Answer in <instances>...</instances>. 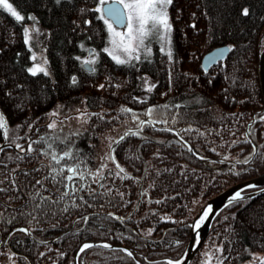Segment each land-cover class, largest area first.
I'll use <instances>...</instances> for the list:
<instances>
[{
    "label": "trees",
    "instance_id": "16d2710c",
    "mask_svg": "<svg viewBox=\"0 0 264 264\" xmlns=\"http://www.w3.org/2000/svg\"><path fill=\"white\" fill-rule=\"evenodd\" d=\"M10 2L25 20L0 9V113L8 142L25 150L0 151V237L16 226L32 235L14 230L0 247V264H165L180 258L190 221L210 197L264 171L258 73L264 0H173L171 59L155 42L152 54L126 64L104 50L108 30L96 11L99 0ZM28 17L41 26L47 75L28 71ZM225 44L231 47L226 58L204 68V55ZM87 46L99 52L92 71L81 62ZM149 108L153 115H144ZM78 113L85 114L79 125ZM133 113L158 122L115 146L124 174L109 158L110 146L125 131H138ZM53 122L55 129L48 127ZM4 139L0 129V144ZM65 151L71 158L52 159ZM77 166L84 179L66 181L68 167ZM98 170L103 180L89 175ZM64 191L69 195L61 198ZM93 241L115 247L80 252ZM204 242L191 264H204L205 253L216 263L220 257L223 264H241L264 252V194L224 207Z\"/></svg>",
    "mask_w": 264,
    "mask_h": 264
},
{
    "label": "snow or ice",
    "instance_id": "6c2138e0",
    "mask_svg": "<svg viewBox=\"0 0 264 264\" xmlns=\"http://www.w3.org/2000/svg\"><path fill=\"white\" fill-rule=\"evenodd\" d=\"M101 7L97 8L96 11L101 13V19H104L105 24L107 25L108 32L110 33V44L111 49H105L106 52L112 57V59L117 64H126L130 63L131 60L135 59L137 61L140 60V51L144 49L145 51H150V49L146 48L145 41L151 40L152 38H155L157 40L163 41L165 45H169V50L167 52V55L171 59L172 57V51L170 48V34L172 31V25L170 23V17L168 14V7L172 5L173 0H113L112 4H108V0H99ZM107 5V7H105ZM122 6V7H121ZM0 9L5 10L8 12L17 22H23L25 20V16L21 14L20 11L17 10L16 7L13 6V4L10 2V0H0ZM244 15H248V10H243ZM110 17L111 19H107L105 17ZM30 20H35V17H28ZM113 22L117 25H120L122 27H125L126 31H117L116 28L113 26ZM38 31V30H37ZM24 35L26 38V43L30 39V32L28 29L24 30ZM161 51H164V46L162 45ZM223 53H220V56H222ZM123 57V58H122ZM33 60L36 59L35 55L32 57ZM216 57H210V60L212 62L216 61ZM47 62L41 61L40 63L36 64L34 67L28 69L29 72H31L32 75H36L37 73H43L44 75L48 74L47 68L44 67ZM85 64L90 65L95 63L94 60H85ZM73 82L75 83V77H73ZM103 87V85H101ZM152 88L149 87L148 91H151ZM125 112H132L131 109H124ZM154 113V109L149 108L144 115L146 116H152ZM55 115V113H53ZM84 113H81V116H84ZM133 119L139 120V116L133 113ZM264 119V117H262ZM158 121H144L139 120V126L138 131L133 133L129 132L127 134L130 135H136L138 134L139 130H142L145 123L151 124L152 126L155 125V123ZM166 123V121H163ZM56 123H51L48 127L51 129L56 128ZM0 129L4 130V135L7 136V122L3 115V113H0ZM124 137H121L123 139ZM119 143V141H117ZM17 147H21L20 145H17ZM31 146H29L28 151H31ZM191 150V149H189ZM64 157H70V153L65 151L63 153V156L59 159L56 157V155L52 156V159L56 161V163H60V160H62ZM113 159L114 157H109ZM115 162V161H114ZM242 163H248V160L243 161ZM106 167V165H102V168ZM117 167L119 168V164L117 163ZM53 172H56V169H52ZM67 171L71 173L70 175H67L64 177V179L68 182L74 181L77 177L81 180L84 179V176L82 173L78 172V166L77 167H68ZM100 171L98 170L95 174L89 173V175H93V178L99 176L101 180L104 179L102 175H100ZM120 171L123 172L124 169L120 168ZM64 172V169H61L59 173L62 174ZM39 183V181L37 182ZM68 185L65 184V188H67ZM73 188H75V185L73 184ZM0 191H4V189H0ZM69 195L68 191H64L61 195V198L66 197ZM241 197L240 192H237L235 196L233 197V200ZM48 199V198H44ZM160 201H157L159 203ZM231 203V201H230ZM38 208L39 205H36ZM212 212V209L209 207L206 209L203 214L200 217V220L198 223H195L192 225L194 229H198L201 224L204 223L205 218L209 216V214ZM87 217L84 218L85 222H87ZM117 219H121L117 217ZM20 231L27 232V229H20ZM104 247V248H110L111 246L108 244L103 245H92V244H84L80 248V252H84L86 249L92 248V247ZM127 251V250H123ZM217 252H222V249H216ZM128 256H132V253L130 251H127ZM205 255L208 257L206 264H211L212 261V255L210 253H205ZM217 264H223V260L220 257L216 258ZM168 264H183V261H169ZM260 264H264V259L260 260Z\"/></svg>",
    "mask_w": 264,
    "mask_h": 264
},
{
    "label": "water",
    "instance_id": "95a60500",
    "mask_svg": "<svg viewBox=\"0 0 264 264\" xmlns=\"http://www.w3.org/2000/svg\"><path fill=\"white\" fill-rule=\"evenodd\" d=\"M112 3H113V1L108 2V4H112ZM105 7H107V5H105ZM108 18L111 19L110 17H108ZM118 26H120V25H118ZM230 49H231V47L229 45L225 44V45L216 47L212 51H209L203 57L204 58L203 59V67L208 69L210 66L215 65L218 61L225 59L226 55L229 53ZM91 50L92 49L90 48L89 52ZM220 53H223V55L220 56ZM259 56H260V59H259V65H258V67H259L258 73H259V77H260V83H261V88H262V92H263V99H264V48L259 53ZM210 57H216L217 59L215 62H212L210 60ZM84 67L90 71H92L94 69L93 64L87 65L84 63ZM263 110H264V108H263ZM262 117H264V114ZM144 121H148V120L144 119ZM253 122H254V120H252L250 123H253ZM130 131H132V129L131 130L129 129V130L125 131L124 133H122L121 136H119L111 144V146H110L111 157H114V151H115L114 148L118 144L117 141L120 142L121 137H124ZM175 131L178 135H180V137L185 141V143H187V145H189L193 150V146L189 143V141L187 139H185L183 137V135H181L178 130H175ZM247 132H248V136L251 140L250 132L248 130H247ZM3 147H12V148L18 150L19 152H21L18 149L17 144H15L14 142L13 143L7 142L6 136H5V139L3 140L2 144H0V150ZM255 147H257L256 144H255ZM114 161H115V165L117 166L118 162H117V160H115V157H114ZM219 161L228 162V163L237 162L235 160L225 161L222 159H219ZM119 169H120V167H119ZM108 171H110L113 175V173H114L113 168L109 169ZM123 172L125 174V171H123ZM245 189H253V190L246 192ZM237 192H240L241 197H243V198L242 199L237 198V199L233 200V197L235 196V194ZM262 194H264V171H263V173L259 174L258 176H255L251 179L242 180V182L235 183V184L231 185L229 188H226V189L222 190L220 193L210 197V199L200 208V211L196 214V216L190 221V232H191V234H190L188 245H187L185 251L182 253L180 258L169 259L168 262L169 261L175 262V261L179 260V261H183V264H191L192 260L197 255L196 253L201 249L202 245L205 243L204 241L207 239V237L211 233V227H212V224L214 222L215 217L222 211V209L224 207H226L229 204H232V202H234V201L243 200L245 198H253V196L262 195ZM230 201H231V203H230ZM209 207L212 209V212L209 214V216L207 218H205L204 223L201 224V226L198 229H194L192 227V225L199 222L201 215ZM117 217L121 218L120 220H122V217L120 215H117ZM17 228L27 229L28 231L26 233L32 235V231L30 228L25 227V226H16V228H13V230L8 234V236ZM6 238H3L2 236L0 237V247L3 246L7 242ZM86 243L92 244V245L108 244L111 247H115L114 245L110 244L109 242H105V241L104 242H96V241L85 242L84 244H86ZM168 262L165 264H168ZM76 264H78V261L76 262ZM138 264H143V263L139 262Z\"/></svg>",
    "mask_w": 264,
    "mask_h": 264
},
{
    "label": "rangeland",
    "instance_id": "374dc122",
    "mask_svg": "<svg viewBox=\"0 0 264 264\" xmlns=\"http://www.w3.org/2000/svg\"><path fill=\"white\" fill-rule=\"evenodd\" d=\"M110 1H113V0H108V2H110ZM99 7H101L100 2L98 4V8ZM168 14H169V12H168ZM105 18L109 19L108 17H105ZM170 23H171V21H170ZM113 26L116 28L117 31H126L127 30L125 27L118 26L114 22H113ZM26 29H28L29 32H30V39L28 40L27 43L31 47V55H32V57H33V55H35V57H36V59L33 60L32 63H31V68L34 67L36 64L40 63L43 60V61H46L47 62L43 66L47 68V71H49L50 65L48 64V61L46 59V55L44 54L43 46H42L41 40H40L41 26H40L39 22H37L36 20H30V23H29V25H28V27ZM107 30H108V28H107ZM170 39H171V42H172L171 34H170ZM106 41L107 42H106V45L104 46V50L105 49H111L110 33L109 32H108V36H107ZM155 42L159 45L158 46L159 48H161L162 45H163L164 46V52H166V53L168 52L169 45H165L163 41H160V40H157L155 38H152L151 40H146L145 41L146 48L150 49V51H145L144 49H142L140 51V53H139L140 54V57L142 55H150V54H152L153 51H154L153 47H154V43ZM170 48H171V43H170ZM89 49H90V47L87 46V50H86L85 55H83L81 57V62L82 63H84L85 60H89V59L94 60L96 62V60L98 58V55H99L98 50L96 48L95 49L94 48H91L92 50L89 52ZM171 51H172V49H171ZM133 60H135V59H133ZM94 64L95 63H93V66H94ZM83 119L84 118H82L81 113H78L75 121L78 122V125H79L80 123H82V120ZM7 142H8V139H7ZM18 149L21 152H24V150H25V148H20V147H18ZM0 156H1V154H0ZM207 259H208V257L206 256V259H205L204 264H206ZM261 259H264V252H260L259 251V252L254 253L251 258L245 260L241 264H251V263H255L256 261H260ZM211 264H217V263L214 260H212L211 261Z\"/></svg>",
    "mask_w": 264,
    "mask_h": 264
}]
</instances>
